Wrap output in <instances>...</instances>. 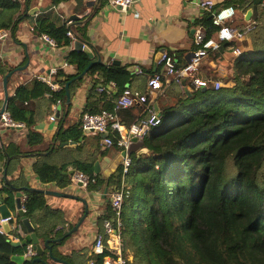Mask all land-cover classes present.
Wrapping results in <instances>:
<instances>
[{
	"label": "trees",
	"instance_id": "16d2710c",
	"mask_svg": "<svg viewBox=\"0 0 264 264\" xmlns=\"http://www.w3.org/2000/svg\"><path fill=\"white\" fill-rule=\"evenodd\" d=\"M60 1L51 0V4L57 5ZM227 5L242 10L252 8V19L256 22L264 15L262 0H224L194 20L205 30L206 38L216 37L217 28L210 15ZM18 7L17 1L0 0V29L9 27L10 16ZM76 29L71 31L74 38L86 42L85 34L77 32L81 27ZM33 30L52 37L57 46H70L73 41L66 34L67 25L56 22L50 13L40 14ZM249 34V47L248 41L243 46L242 40L233 39L220 42L215 50H208V54L216 57L228 50L232 53L236 47L241 50L239 55H234L230 85L219 89L191 88L188 95L182 85L162 76L163 84L169 83L171 101H158L160 123L150 126L144 135L142 147L146 150L130 154L131 164L122 188L123 254L132 255L131 264H264V25H256ZM197 47L194 44V49ZM65 61L74 66L75 72L66 73L61 69L55 72L52 80L61 86L59 90L32 79L18 84L13 94L8 95L6 109L13 121L27 128L31 147L43 143L34 125L57 103L62 106V117L50 143L58 142L60 148L62 142H78L82 136L79 121L68 123L70 106L65 102L64 84L83 71L91 58L86 52L72 48ZM6 66L0 60V75L6 74ZM155 71L162 72L161 67L156 66ZM132 76L127 65L98 62L81 78L71 81L68 88L72 94L85 77L95 87L101 83L102 93L90 90L94 98L83 111L98 113L102 109H113ZM109 82L115 83L116 93L108 89ZM155 101L157 103V98ZM141 105L137 103L116 113L125 125H130L149 116L145 105ZM109 135L114 141L118 137L115 132ZM11 145L13 153L8 150ZM8 146L0 153L11 157L22 153L14 143ZM112 147L116 148L115 144ZM108 149L95 142L90 160L74 159L61 164L48 159L52 157V153L47 155L49 147L30 150L29 154L39 155L34 172L42 182L56 181L65 185L63 171L71 164L93 179L88 187L95 189L103 179L94 173V158ZM108 181L120 187L121 166ZM0 195L7 204H13L10 184L4 182ZM23 206L26 217L33 219L37 211L47 207L44 194L27 190ZM111 216L108 204L98 217V231L103 230L104 219ZM17 217L25 233L23 221ZM35 230L43 238L56 237L42 224ZM11 242L8 235L0 233V264H17L11 256L25 248L15 247ZM57 244L51 243L52 246ZM107 254L113 253L108 249L95 253L92 248L89 258L94 259V264H102Z\"/></svg>",
	"mask_w": 264,
	"mask_h": 264
},
{
	"label": "crops",
	"instance_id": "0c3cea01",
	"mask_svg": "<svg viewBox=\"0 0 264 264\" xmlns=\"http://www.w3.org/2000/svg\"><path fill=\"white\" fill-rule=\"evenodd\" d=\"M15 1L19 3V7L11 14L9 27L0 29V31L8 32L5 38L0 39V60L7 64L6 69L8 67L12 70L7 82L8 95L13 94L18 84L29 83L38 75L50 74L53 78L58 69L66 73L75 72L74 66H64V63H67L65 61L67 53L73 48V41L70 46L66 47L51 46L41 37L42 34L34 32L35 20L42 13H50L52 19L58 23H65L71 31L77 30L76 27H81L77 32L79 35L85 34L86 42L93 53L91 60H96L99 56L100 62L105 65H127L133 74L131 81L127 84L131 89L142 92L146 88L151 70L155 71L156 69V55L165 49L173 53L178 65L187 62L190 53L194 50L193 34L197 28L201 27L194 20L199 19L208 9L206 1H209L213 6L224 0H135L126 11L110 6L106 0H62L57 5L51 4V0ZM33 8H35V12L31 14L29 11ZM249 9H251V15L249 19H246ZM252 17V8L242 10L236 7L232 23L244 25L248 21L254 20ZM261 18L256 22L258 26L264 25V15ZM247 41L249 47L250 34L242 39L243 46ZM19 66L23 67L17 70ZM137 67L142 68L141 74L135 73ZM3 76L0 75V109L4 101ZM93 87L94 89H92ZM107 87L116 93L114 82H109ZM168 87L169 83L163 84L157 91V108H159L158 101L165 103L171 101ZM187 89L190 91L189 88ZM90 90H93L94 93H102L101 83L95 87L92 81L85 77L74 88L73 93L70 94L68 123L80 122L83 111L87 110L85 107L91 102L92 97L94 98ZM53 105L50 110L44 113L43 119L34 125L35 131L42 135V144L32 147L29 145L25 126L0 128V152H3L9 143H14L22 152L17 157L0 153L2 154L0 182L4 184L6 178L13 186V204L11 206L7 204L3 196L0 195L1 202L6 204L12 212H16L15 192L20 189L22 192L20 200L23 204L22 201L26 197V188L28 187L55 189L73 195L74 197H66L43 193L47 207L37 211L33 219L28 218V220L40 243L43 244L45 239L50 238H43L37 233L35 227L42 224L51 235L62 236L77 223L87 207L86 217L78 229L56 246H51L53 254L66 260L69 264H94V259L89 258V253L95 234L99 230L98 217L107 209L110 193L114 189L113 184L108 181L109 177L105 178L102 173H99L103 181L96 185L95 189H89L88 186L81 187L72 181L73 173H69V171L77 170L70 164L67 170L63 171V175L66 176L65 185L58 184L56 181L42 182L34 172V165L39 160V155L29 154V151L49 147L51 152L48 151L47 155L52 153V157L48 159L57 164L70 162L74 159L88 161L94 151L95 142L105 145L104 137L101 136V133L84 132L81 129L82 136L78 142L73 140L62 142L60 148L57 145L58 142L50 143L55 132L59 129L62 117L61 106L60 117L54 121L48 119V116L55 112ZM140 107H142L141 104ZM13 148V145L8 146V150L12 153ZM118 155L117 148L109 147L105 154H97L94 162L106 156L113 161ZM17 216L15 215L10 225L19 224ZM26 234L27 230L25 233L23 232L19 240L23 239ZM19 240L12 239V241ZM27 245L23 252L14 255L26 256ZM45 252L46 257L42 258L48 264H63L52 260L48 257L47 250ZM130 256L132 257L131 254Z\"/></svg>",
	"mask_w": 264,
	"mask_h": 264
},
{
	"label": "built area",
	"instance_id": "2783aa9c",
	"mask_svg": "<svg viewBox=\"0 0 264 264\" xmlns=\"http://www.w3.org/2000/svg\"><path fill=\"white\" fill-rule=\"evenodd\" d=\"M15 1V0H13ZM110 6L118 7L121 11H126L128 7L135 0H106ZM208 8L212 5L209 1H206ZM264 5V0H262ZM236 14V7L227 5L215 10L212 14V23L216 26V37L206 38L205 30L199 27L193 34L194 43L198 45L197 48L192 50L189 59L184 64L178 65L177 59L174 55L170 54L167 50L160 51V56L156 60V66L161 67L162 72L154 71L146 82V88L144 91L133 90L128 84L125 85L122 93L115 101L112 110L102 109L98 113L83 112L80 118V127L84 132L93 133H106L103 138V142L107 147H112L114 144L118 151H127L130 138L137 137L143 139L144 135L149 130L150 126H154L160 123V116L158 113L157 103L155 101L157 91L163 86L162 76L167 80L173 79L176 83L191 89L211 87L213 89H219L221 87L218 80H211L208 77L199 75L200 67L207 57L208 50H215L218 48L219 43L222 41H229L233 39L242 40L249 32L257 25L256 21L250 20L244 25H236L232 23V19ZM67 36L75 40L71 30H67ZM8 35L6 30L0 31V39L5 38ZM41 37L47 41L51 46L56 45L55 40L49 37L47 34H42ZM241 50L236 47L232 50L235 55L240 54ZM64 66L73 67L72 64L64 63ZM142 68L137 67L135 69L136 74H141ZM36 79L41 82L47 83L52 90H59L60 85L52 80L50 74L38 75ZM114 85V84H113ZM102 88V87H101ZM103 89V88H102ZM144 104L145 111L149 115L147 117L140 118L138 121L125 125L118 117L117 110L123 108H129L135 104ZM54 104L53 109L56 106ZM50 121H54L56 118L53 113L48 116ZM24 126L23 123L15 122L11 119L9 111L5 108L3 111L0 109V128H9ZM142 127H146V130L139 134ZM117 133L118 137L114 141L109 133ZM131 164V158L129 154L122 156L120 160L121 166V182L120 187H115L110 193L109 204L113 213L111 218L104 219L103 230L97 231L93 239L92 248L95 253H102L105 249L110 250L113 254H107L102 264H131L132 257L130 254H123V245L121 237L122 221L120 217L121 203L123 200V184L124 176L128 172ZM72 181L81 187H87L93 179L82 171H75L72 175ZM3 182H0V188ZM25 198H23L24 200ZM23 202V201H22ZM25 211L24 206H21ZM14 217L12 215L6 217H0V233L8 235L11 239L19 240L23 235V229L20 224L10 225ZM3 222H8L9 231L6 232L3 228ZM13 232V233H11ZM26 256H34V251L31 245H27Z\"/></svg>",
	"mask_w": 264,
	"mask_h": 264
},
{
	"label": "water",
	"instance_id": "95a60500",
	"mask_svg": "<svg viewBox=\"0 0 264 264\" xmlns=\"http://www.w3.org/2000/svg\"><path fill=\"white\" fill-rule=\"evenodd\" d=\"M29 12L31 14L34 13L35 8L30 9ZM213 12H212V14H213ZM212 14L210 16H212ZM250 15H251V9H249L247 11L246 19H249ZM73 49L79 50V51H84L88 54V56L91 59L93 58V53H92L89 45L84 40H82L80 38H75V40L73 41ZM190 55H191V53H190ZM159 56H160V52L156 55V58H158ZM98 62H100L99 56L97 57L96 60H91L83 71H81L79 74H77L75 77H73L70 81H67L64 84L66 104L69 105V103H70V93H69V88H68L69 83L75 79L81 78L94 63H98ZM22 67L23 66H19L17 70L22 69ZM7 70L8 71L3 76L4 101H3V104L1 106V111H3L6 108V102H7V98H8L7 82H8V77L12 74L11 69H9L7 67ZM182 84H183L185 92L188 95H190V91L187 89L186 86H184V81H182ZM60 115H61V105L58 104L55 108L54 116H55V118H59ZM145 130H146V127H142L139 134H142ZM106 135H107L106 133H101L102 137H105ZM142 144H143V141L141 139H138L137 137L132 136L130 138L127 151L121 150L119 152L118 157L115 160L111 161L109 159V157L106 156V157H102L101 159L99 158L97 161H95L93 164L94 173H96V174L102 173V175L105 176V178L110 177L111 174L114 173L118 169L122 156H124L126 153L130 155L132 152H135V151H137L138 153H141V152L146 150L145 148L142 147ZM69 173H73V171H69ZM5 181H6V183L10 184L6 178H5ZM10 186H11V184H10ZM12 188H13V186H12ZM26 189L30 190V191L31 190H37V191H40V192L47 194V195L74 197L73 195H71L69 193H66L64 191L55 190V189H34L31 187H28ZM21 196H22V192L20 191V189H17L15 192L16 212L15 211L12 212L7 207L6 204L1 202V198H0V216L6 217L9 215H12L13 217H15V215H18L22 219L23 224L27 230V234L25 235V237L23 239H21L19 241H12L11 244L15 247H18V246H25L28 243H30L31 248L34 251V256H30V255L24 256L22 254L12 255L11 260L16 262L17 264H23L25 262H29L30 264H48L42 258L43 255L46 253L45 250H47V255L52 260H54L56 262L63 263V264H69V263H67L66 260L59 258L53 254L52 246L50 243H52V242L60 243L65 237H67V236L71 235L73 232H75L78 229V227L81 225V223L83 222L84 218L86 217L88 208L87 207L85 208L83 215L80 217V219L77 221V223H75V225H73V227L66 234L59 236V237H56L54 239H45L43 244H41L39 238L37 237L36 233L34 232V228H33L32 224L30 223V221L28 220L24 211L21 208V206H22V203L20 200ZM3 228L6 232L9 231L8 222H3Z\"/></svg>",
	"mask_w": 264,
	"mask_h": 264
},
{
	"label": "rangeland",
	"instance_id": "374dc122",
	"mask_svg": "<svg viewBox=\"0 0 264 264\" xmlns=\"http://www.w3.org/2000/svg\"><path fill=\"white\" fill-rule=\"evenodd\" d=\"M234 55L230 53V50L217 57L209 53L200 67L199 75L211 80H218L221 86L230 85L232 83L231 71L235 59Z\"/></svg>",
	"mask_w": 264,
	"mask_h": 264
},
{
	"label": "clouds",
	"instance_id": "9594fccd",
	"mask_svg": "<svg viewBox=\"0 0 264 264\" xmlns=\"http://www.w3.org/2000/svg\"><path fill=\"white\" fill-rule=\"evenodd\" d=\"M18 127V126H17ZM119 166H120V164H119ZM115 188V187H114Z\"/></svg>",
	"mask_w": 264,
	"mask_h": 264
}]
</instances>
